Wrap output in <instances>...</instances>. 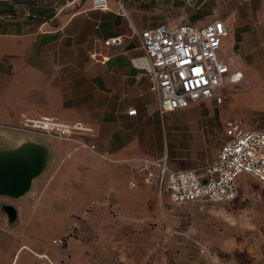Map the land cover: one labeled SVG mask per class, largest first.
<instances>
[{
	"label": "crops",
	"instance_id": "obj_1",
	"mask_svg": "<svg viewBox=\"0 0 264 264\" xmlns=\"http://www.w3.org/2000/svg\"><path fill=\"white\" fill-rule=\"evenodd\" d=\"M121 1L129 20L117 0H108V11L94 9L93 0H53L54 6L42 4L40 11L53 7L55 15L41 19L18 16L11 3L0 4V125L51 118L93 129L76 133L72 142L49 139L54 142L53 163L35 192L22 200L0 198V264H47L42 255L54 264H120L131 246L138 252L141 246L145 254L147 247L156 250L166 243L177 262L179 252L191 264L210 260L201 233L198 237L193 230L191 244L178 239L182 231L168 224L170 211L160 203L156 179L160 168L147 166L145 160L166 158L175 170L201 169L216 161L218 144L213 158L200 157L197 151L180 162L160 148L152 153L150 144L162 137L177 142L189 137L197 149L195 139L210 131H218L224 144L223 123L235 118L264 131L252 124L255 117L264 118V0H242L217 17L230 29L223 55L233 65L235 81L229 86L235 90L226 92L222 105L207 101L182 110L200 112L188 124H167L172 113L159 112L140 34L164 24L210 22L218 9L216 0ZM148 2L154 7L142 5ZM110 38L120 43L105 49L103 42ZM99 52L106 62L101 56L93 59ZM130 110L137 115L129 116ZM83 143L109 153L114 162ZM197 159L203 164H195ZM148 174L154 176L149 183ZM200 203L185 205L206 204ZM4 205L14 208L16 220H10ZM50 229L55 231L52 242L44 241ZM55 239H65V247L55 245Z\"/></svg>",
	"mask_w": 264,
	"mask_h": 264
},
{
	"label": "built area",
	"instance_id": "obj_2",
	"mask_svg": "<svg viewBox=\"0 0 264 264\" xmlns=\"http://www.w3.org/2000/svg\"><path fill=\"white\" fill-rule=\"evenodd\" d=\"M123 17L129 20L125 6L117 0ZM93 8L110 9L108 0H93ZM230 29L226 23L215 18L203 25L164 24L144 30L140 34L141 48L148 64L147 74L158 98L161 115L187 110L203 102L214 101L222 105L227 99L226 87L235 81L233 65L224 57V40ZM119 38L103 42L109 49L119 45ZM106 57L102 52L94 53ZM129 116L137 110L128 111ZM11 127V126H10ZM227 140L221 147L216 161L201 169H172L167 159L157 162L145 160L147 166L158 165L156 176L160 188V203L167 199L172 206L190 203H231L239 196L238 181L241 176H251L264 185V131L250 128L239 118L227 119L224 123ZM15 132L41 135L43 138L72 142L76 133H91L92 128L82 123L68 125L51 118L26 119ZM84 146L102 159L114 162L109 153H98L94 146ZM153 174L145 181L151 182ZM53 243L65 247V239ZM208 252L205 247H202ZM47 264H54L42 255Z\"/></svg>",
	"mask_w": 264,
	"mask_h": 264
},
{
	"label": "rangeland",
	"instance_id": "obj_3",
	"mask_svg": "<svg viewBox=\"0 0 264 264\" xmlns=\"http://www.w3.org/2000/svg\"><path fill=\"white\" fill-rule=\"evenodd\" d=\"M214 1L212 0V3H215ZM45 2L46 0H0V4L11 3L12 6H15V11L18 13V16H25L29 19H35L37 15L40 16V19L55 15V9L53 7L50 8L49 12L40 11L42 4H46L47 6L55 5L53 0L51 2L48 0L47 3ZM219 2L221 7H219ZM241 2L242 0H216L218 9L214 11L211 18L215 19L218 16L223 18L224 13L222 12L226 11L229 5L235 7L236 5H240ZM142 5L148 8L154 7L155 4L148 2ZM33 11L36 13H33ZM226 52H228V49L225 50ZM257 57L261 61L263 55L258 53ZM262 65L264 67V61ZM234 90L235 87L232 85L224 89V91H228L229 93H232ZM237 101L238 99L235 101L232 99L234 103H237ZM203 107L201 106V108ZM203 111L206 113L207 110L204 109ZM199 114V110L175 112L166 117V123L169 124L174 121L180 124H188L195 120ZM252 124L256 128L264 129V118L255 117ZM219 125H222V123L219 122ZM14 128L15 126L0 125V130L2 131L15 132L13 131ZM21 134L26 133L22 132ZM26 135L43 138V136L37 134ZM221 139L222 137L218 131H210L209 133L200 134L195 139L198 146L197 149L194 141L189 137H186L184 141L180 142L171 139L167 140L165 137H162L161 140L152 142L150 147L152 148V153L153 150L160 148L167 153L168 157H176L178 159L177 161L180 162L185 157L192 159L197 155V151L200 157H215L216 151L214 146L219 145L217 150L218 154L223 146ZM199 163L202 162L197 159L195 164ZM238 182L239 196L231 203L204 204V202V206L202 207L196 205L187 208L188 205L172 206L167 199H164V204L168 208V212L170 211V215L167 216L168 224L172 225L173 229L182 231L181 233L179 232L178 239H183V241H189V239L194 240L195 238H192L193 230L198 234V237L200 236L199 233L202 234L201 238L207 242V248L211 256H209L210 260H206L207 264H264V185L256 178L246 175L241 176ZM172 218L175 221L170 223V219L172 220ZM167 229L169 230L168 227ZM188 230L191 233H187ZM54 234V230H48L44 236V241L50 239V242H52V236ZM132 239L130 238L129 240ZM189 243L192 244L191 241ZM134 248L133 246L130 247V252L123 255V262L120 264H191L185 261V257L180 252L176 257L178 262L171 259L167 243L161 245L160 248H156V250L147 247L145 254L142 253L141 246L139 252L136 250L132 251ZM118 256L115 255V259L120 261Z\"/></svg>",
	"mask_w": 264,
	"mask_h": 264
},
{
	"label": "water",
	"instance_id": "obj_4",
	"mask_svg": "<svg viewBox=\"0 0 264 264\" xmlns=\"http://www.w3.org/2000/svg\"><path fill=\"white\" fill-rule=\"evenodd\" d=\"M54 154L49 139L0 130V198L22 200L33 194L48 174ZM4 208L10 220L17 219L14 208Z\"/></svg>",
	"mask_w": 264,
	"mask_h": 264
}]
</instances>
